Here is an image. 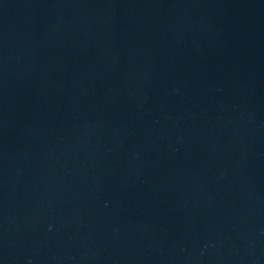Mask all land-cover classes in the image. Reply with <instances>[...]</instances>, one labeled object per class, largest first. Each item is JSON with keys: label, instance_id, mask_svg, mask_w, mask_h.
Instances as JSON below:
<instances>
[{"label": "water", "instance_id": "water-1", "mask_svg": "<svg viewBox=\"0 0 264 264\" xmlns=\"http://www.w3.org/2000/svg\"><path fill=\"white\" fill-rule=\"evenodd\" d=\"M0 264H264V0H0Z\"/></svg>", "mask_w": 264, "mask_h": 264}]
</instances>
